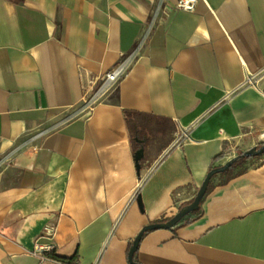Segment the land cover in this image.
Instances as JSON below:
<instances>
[{"label": "crops", "instance_id": "0c3cea01", "mask_svg": "<svg viewBox=\"0 0 264 264\" xmlns=\"http://www.w3.org/2000/svg\"><path fill=\"white\" fill-rule=\"evenodd\" d=\"M177 2L0 0V264H57L32 254L51 223L66 264H130L143 227L174 217L213 168L259 147L264 0H200L194 12ZM139 45L118 88L68 119L83 87ZM194 124L139 187L135 152L145 149L144 175ZM135 260L264 264V159L216 175L199 210L146 233Z\"/></svg>", "mask_w": 264, "mask_h": 264}, {"label": "built area", "instance_id": "2783aa9c", "mask_svg": "<svg viewBox=\"0 0 264 264\" xmlns=\"http://www.w3.org/2000/svg\"><path fill=\"white\" fill-rule=\"evenodd\" d=\"M200 0H178L176 9L184 12H194ZM141 40L140 45L143 43ZM132 53L125 55L121 60L108 72L96 77L90 81V86L83 87V96L80 101L79 108L69 116L68 119L78 117L80 115L86 116L91 114L95 108L102 104L119 86V84L131 72L138 57V48ZM195 124L190 128L180 130L173 142L162 152V154L152 163L145 167L144 175H141L139 180V187L142 186L166 161V159L175 151L183 148L185 143L189 140L190 132ZM138 194L133 196L136 200ZM57 232V224H48L41 236H39L34 245L32 254L40 258L41 261H53L57 264H66L62 260L55 258L53 251L55 249L53 241ZM46 241V242H44Z\"/></svg>", "mask_w": 264, "mask_h": 264}, {"label": "water", "instance_id": "95a60500", "mask_svg": "<svg viewBox=\"0 0 264 264\" xmlns=\"http://www.w3.org/2000/svg\"><path fill=\"white\" fill-rule=\"evenodd\" d=\"M264 154V144L261 147H253L250 150L234 157L233 159L229 160L226 164L213 168L206 176L203 184L199 188L197 195L195 196L194 200L185 205L180 209V211L171 219L167 220L166 222H157V223H151L141 229V231L138 233L136 238L134 239L128 253V260L130 264H139L135 261V254L138 251V248L140 246V243L144 237V235L150 231L155 230H170L173 229L176 225H178L185 217L192 214L193 212H196L199 210L200 205L204 197L206 196L211 180L219 174L225 173L230 168H232L239 160L251 158V157H258ZM145 158V149L144 147H141L135 152L134 160H135V168L138 177H141V171L143 169V160ZM137 205L141 212H144V203L142 196L138 194L136 198Z\"/></svg>", "mask_w": 264, "mask_h": 264}, {"label": "trees", "instance_id": "16d2710c", "mask_svg": "<svg viewBox=\"0 0 264 264\" xmlns=\"http://www.w3.org/2000/svg\"><path fill=\"white\" fill-rule=\"evenodd\" d=\"M241 154H242V153H241ZM251 158H252V157H251ZM251 158L241 159V160H239L235 165H238V164H240V163H242V162H244V161H246V160H248V159H251ZM235 165H234V166H235ZM234 166H233V167H234ZM233 167H232V168H233ZM232 168H230L229 170H231ZM135 261H136V260H135ZM136 262H137V261H136Z\"/></svg>", "mask_w": 264, "mask_h": 264}, {"label": "rangeland", "instance_id": "374dc122", "mask_svg": "<svg viewBox=\"0 0 264 264\" xmlns=\"http://www.w3.org/2000/svg\"><path fill=\"white\" fill-rule=\"evenodd\" d=\"M263 141L259 144V147H261V146H263V144H264V138L262 139ZM258 157H261V158H263L264 159V154L263 155H261V156H258Z\"/></svg>", "mask_w": 264, "mask_h": 264}]
</instances>
